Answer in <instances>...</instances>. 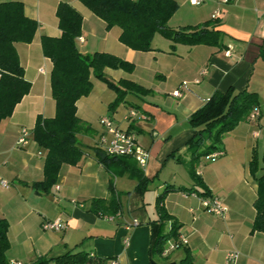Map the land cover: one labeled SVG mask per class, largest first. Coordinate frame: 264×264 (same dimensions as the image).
<instances>
[{
	"label": "crops",
	"instance_id": "crops-1",
	"mask_svg": "<svg viewBox=\"0 0 264 264\" xmlns=\"http://www.w3.org/2000/svg\"><path fill=\"white\" fill-rule=\"evenodd\" d=\"M17 1L23 3L25 14L36 20L38 28L32 41L15 46L30 90L9 117L0 121V217L9 224L6 258L29 264L38 257L85 251L92 258L106 259L102 264H152V260L179 264L188 252L194 264H227L224 256L237 251L233 264H264V233L250 229L255 216L256 176L263 169L255 175L249 170L253 152L260 161L264 150V0H203L199 5L174 0L178 8L168 21L171 27L201 25L215 19L217 29L223 32L221 43L180 42L171 50L168 39L160 35L162 39L154 36L149 51L120 43V28L107 29L105 22L80 0ZM60 2L72 5L82 15L81 33L75 43L81 54L99 50L127 59L134 64L132 72L106 68V76L114 81L132 80L151 92L141 96L127 93L123 102L110 109L114 90L92 79V90L77 99L75 111L82 122L78 139L85 152L78 163L60 166L56 183L47 193H39L32 183L43 179L46 150L33 141L32 135L23 146H17L15 140L21 128L32 131L38 115L52 117L55 112L49 87L52 61L43 54L40 39L44 34L60 35L55 13ZM182 81L188 85L182 87ZM230 88L257 93L259 114L255 119L250 116L241 120L223 134V154L214 160L202 156L194 162L203 186L197 185L186 166L190 160L186 144L194 135L188 118L212 93ZM177 89L180 95L174 96ZM131 108L146 117L127 120ZM101 116H109L114 125L132 131L137 142L149 151L142 170L151 181L142 195L134 192L136 180L126 174L113 175L98 160L95 145L105 132ZM260 166H264L261 161ZM1 181L8 185L3 186ZM110 182L120 193L121 205V196L126 197L127 209L125 213L122 207L119 214L111 215L112 220H106L88 206L93 198L110 196ZM171 184L187 189L169 191L161 203L180 224L179 235L177 240L171 238L163 244L161 254L151 255L150 223L159 218L156 198ZM204 188L206 196L219 198L225 207L223 215L209 213L200 204L199 191ZM55 219L65 223L63 229L42 228L44 221ZM134 220L139 225L128 227ZM169 225L170 221H165L162 232L168 231ZM181 236L186 243L165 251ZM46 264L56 263L51 260Z\"/></svg>",
	"mask_w": 264,
	"mask_h": 264
},
{
	"label": "trees",
	"instance_id": "trees-1",
	"mask_svg": "<svg viewBox=\"0 0 264 264\" xmlns=\"http://www.w3.org/2000/svg\"><path fill=\"white\" fill-rule=\"evenodd\" d=\"M98 18L105 22L106 28L118 26L121 30L119 41L129 48L140 51L152 49V39L156 33L167 38L170 49L178 43L186 45L208 44L217 46L221 43L223 32L217 29V20H206L201 25H187L173 28L168 24L172 14L177 10L178 3L174 0H80ZM21 1H0V121L9 117L15 105L26 95L30 82L23 75L24 68L18 61L16 43H29L38 28L36 20L28 17L24 12ZM56 19L60 35H43L40 47L43 54L52 61L49 80L52 99L55 101V112L52 117L38 115L31 128V135L36 144L45 149L43 164V179L32 183L36 192L47 193L56 183L60 166L78 163L85 150L78 139L81 131V119L75 113L78 98L86 96L92 90V76L107 87L114 90L116 96L109 108L117 106L125 100L124 96L147 95L151 92L142 84L132 80L109 79L104 70L106 68L120 69L132 72L134 64L116 57L113 53L100 52L83 55L79 52L76 38L82 27L81 13L66 2L56 4ZM258 106V94L247 90L235 91L230 88L224 92L215 91L205 104L197 108L188 118V123L194 130V135L188 140L186 150L190 153V160L186 162L189 177L198 185H202L196 174L195 163L202 156L221 150L220 145L224 133L232 130L241 120L250 118V113ZM97 158L102 166L115 176L126 174L136 180L134 192L142 195L148 188L150 178L143 173L136 160L129 156L109 155L95 145ZM101 153L104 157H101ZM182 160V159H178ZM255 151L249 160V170L252 175L263 169L256 176V198L253 200L255 216L250 228L252 232L264 233V150L260 161ZM203 186V185H202ZM204 188L199 191L200 196L208 195ZM108 198H93L90 200L89 210L99 215H117L121 212L120 193L113 184H109ZM172 190H187L184 187L166 185L158 193L156 207L159 218L150 223L152 228L151 255L161 254L168 239L178 238L180 224L168 214L163 205L165 195ZM169 220L168 231L162 232L165 221ZM0 217V264H10L6 258L9 248L7 232L9 224ZM192 256L187 254L181 258L179 264H194ZM53 260L56 264H102L106 259L93 257L85 251H68L62 255L45 258L38 257L29 264H46ZM152 260V259H151ZM152 264L155 261L152 260Z\"/></svg>",
	"mask_w": 264,
	"mask_h": 264
},
{
	"label": "built area",
	"instance_id": "built-area-1",
	"mask_svg": "<svg viewBox=\"0 0 264 264\" xmlns=\"http://www.w3.org/2000/svg\"><path fill=\"white\" fill-rule=\"evenodd\" d=\"M193 5H199L202 3L203 0H188ZM39 71L42 73L44 72L43 68H40ZM202 74L205 73L203 70ZM199 79H196L193 82H197ZM182 87H186L188 83L186 81L181 82ZM174 96L180 95L179 89L173 91ZM257 108H254L250 113L252 119H255L258 116ZM145 114L142 111H139L136 108H131L128 110V114L126 115V119L129 121L135 118H145ZM100 124L104 126L105 132L97 138V146L102 150V152L109 154V155H124V156H131L133 157L136 162L138 163L140 168H144L149 159L150 153L142 147L134 137L135 134L132 131L121 129L120 127L114 125L112 119L109 116H104L100 118ZM31 135V131L26 128H21L20 133L15 140L17 146H23L27 144L28 137ZM223 154L222 150H216L209 155L208 158L214 160L217 156ZM3 186H7L5 181H1ZM192 196H197L195 193H190ZM200 204L204 207V209L212 214L221 216L225 211V207L220 203L218 197L216 196H202L200 197ZM106 220H112L114 217L110 215L102 216ZM139 222L134 220L129 226H137ZM65 223H63L60 219H55L50 221H44L42 224V228L44 230H60L63 229ZM187 239L185 237H179L178 241H174L165 248V251L177 247L179 244L186 243ZM225 262L227 264H233L238 258L237 251H230L226 254ZM10 264H20L17 261H12ZM111 264H117L116 262H112Z\"/></svg>",
	"mask_w": 264,
	"mask_h": 264
},
{
	"label": "rangeland",
	"instance_id": "rangeland-1",
	"mask_svg": "<svg viewBox=\"0 0 264 264\" xmlns=\"http://www.w3.org/2000/svg\"><path fill=\"white\" fill-rule=\"evenodd\" d=\"M154 36H157L159 39H162V38H160L161 36H160V34H158V33H156ZM154 38V37H153ZM92 79L94 80V81H97L96 83H101L100 82V80H98V79H96V78H94L93 76H92ZM103 85V84H102ZM121 201H122V205H121V207H123L124 209H125V213H126V209H127V200H126V197L125 196H121Z\"/></svg>",
	"mask_w": 264,
	"mask_h": 264
},
{
	"label": "water",
	"instance_id": "water-1",
	"mask_svg": "<svg viewBox=\"0 0 264 264\" xmlns=\"http://www.w3.org/2000/svg\"><path fill=\"white\" fill-rule=\"evenodd\" d=\"M101 157H104V154L103 153H101Z\"/></svg>",
	"mask_w": 264,
	"mask_h": 264
}]
</instances>
